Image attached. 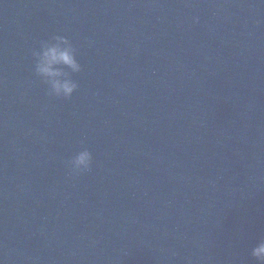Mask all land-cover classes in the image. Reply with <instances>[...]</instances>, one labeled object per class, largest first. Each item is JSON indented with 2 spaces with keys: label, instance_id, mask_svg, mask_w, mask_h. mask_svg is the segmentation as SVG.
I'll list each match as a JSON object with an SVG mask.
<instances>
[{
  "label": "water",
  "instance_id": "95a60500",
  "mask_svg": "<svg viewBox=\"0 0 264 264\" xmlns=\"http://www.w3.org/2000/svg\"><path fill=\"white\" fill-rule=\"evenodd\" d=\"M52 35L70 99L34 70ZM260 239L264 0H0V264H256Z\"/></svg>",
  "mask_w": 264,
  "mask_h": 264
},
{
  "label": "clouds",
  "instance_id": "9594fccd",
  "mask_svg": "<svg viewBox=\"0 0 264 264\" xmlns=\"http://www.w3.org/2000/svg\"><path fill=\"white\" fill-rule=\"evenodd\" d=\"M194 19L198 22V17ZM74 53L71 40L63 35H52L38 49L33 50L35 73L44 78L48 84L50 96L70 99L76 92L78 85L70 79L61 78L62 72L54 69L56 65H64L74 72H80L81 65L77 62ZM92 161V153L84 148L68 161V165L74 172L82 173L91 169ZM250 254L256 264H264V239H260L252 247Z\"/></svg>",
  "mask_w": 264,
  "mask_h": 264
}]
</instances>
